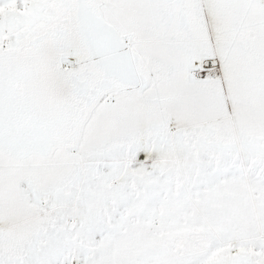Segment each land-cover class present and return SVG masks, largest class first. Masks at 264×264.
Instances as JSON below:
<instances>
[{"label":"snow or ice","instance_id":"snow-or-ice-1","mask_svg":"<svg viewBox=\"0 0 264 264\" xmlns=\"http://www.w3.org/2000/svg\"><path fill=\"white\" fill-rule=\"evenodd\" d=\"M0 264H264V0H0Z\"/></svg>","mask_w":264,"mask_h":264}]
</instances>
